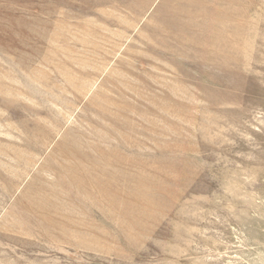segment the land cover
Segmentation results:
<instances>
[{
  "label": "rangeland",
  "instance_id": "obj_1",
  "mask_svg": "<svg viewBox=\"0 0 264 264\" xmlns=\"http://www.w3.org/2000/svg\"><path fill=\"white\" fill-rule=\"evenodd\" d=\"M0 264H264V0H0Z\"/></svg>",
  "mask_w": 264,
  "mask_h": 264
}]
</instances>
